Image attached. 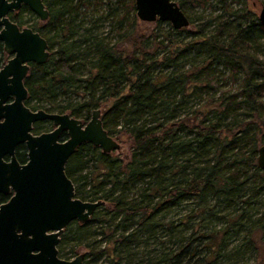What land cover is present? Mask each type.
<instances>
[{
  "label": "trees",
  "instance_id": "obj_1",
  "mask_svg": "<svg viewBox=\"0 0 264 264\" xmlns=\"http://www.w3.org/2000/svg\"><path fill=\"white\" fill-rule=\"evenodd\" d=\"M90 1L103 5L104 13L85 27L84 20L91 19L81 10ZM205 2L177 4L193 14L190 9ZM213 10L221 12L188 15L194 30L163 28L157 21L146 34L136 31L134 0L52 2L53 50L28 83L32 97L85 120L109 103L102 125L116 140L126 136L131 149L120 157L83 143L69 157L66 172L78 185V197L107 204L87 223L71 222L68 243H84L98 233L119 253L116 264H140L132 263L128 249L138 242L136 231H129L137 222L138 233L161 239L160 256L148 264H229L238 258H232L228 244L251 222L244 207H264L257 164V149L264 144V26L258 16L240 14L226 0H215ZM99 20L109 23L116 41L93 33ZM119 43L128 49H118ZM224 71L228 88L219 78ZM189 201L198 222L204 213H232L214 216L223 224L209 234L194 227L186 234L179 226L192 221V212L177 221L165 216ZM95 217L100 229L91 232ZM252 229L264 234V211ZM246 248L254 250L250 240L234 249L236 256Z\"/></svg>",
  "mask_w": 264,
  "mask_h": 264
},
{
  "label": "flooded vegetation",
  "instance_id": "obj_2",
  "mask_svg": "<svg viewBox=\"0 0 264 264\" xmlns=\"http://www.w3.org/2000/svg\"><path fill=\"white\" fill-rule=\"evenodd\" d=\"M41 1L47 11L44 20L25 4L8 12L7 16L20 31L23 28H30L45 39L49 57L44 63L22 62L21 65L16 63L17 66H11L9 70L4 69L16 53H8L4 49V42L0 40V264H56L53 256L59 261H67L82 254L76 253L70 247V243L66 241V234L71 222L84 223L76 220L69 222L59 232L54 243L55 237L51 236L54 231L43 230L27 212L30 195H33L35 190L31 181H28L29 174L25 172V168L31 156L49 152L50 144L31 146V143L27 142L29 137L26 136L37 138L53 132L58 127L50 118L43 117L45 114H67L70 118L80 119L85 124L92 113L91 111L87 120L76 118L67 112L51 109L46 101H38L32 97L28 83L34 74L40 75V68L48 63L53 50L51 36L56 28L51 20L54 0ZM21 66H27L22 77L26 94L19 101L22 95L17 80L22 70ZM34 114L42 117H34ZM66 139V129L60 130L56 143H62ZM68 160L64 171L73 183L75 197L79 198L76 194L78 185L66 172ZM52 247L55 249V255H52ZM84 260L85 257L82 260L83 264Z\"/></svg>",
  "mask_w": 264,
  "mask_h": 264
},
{
  "label": "water",
  "instance_id": "obj_3",
  "mask_svg": "<svg viewBox=\"0 0 264 264\" xmlns=\"http://www.w3.org/2000/svg\"><path fill=\"white\" fill-rule=\"evenodd\" d=\"M21 4L27 5L33 12L44 20L47 11L41 0H0V40L4 42V49L8 53H16L9 60L4 69L22 62L44 63L48 57L47 43L38 33L30 28H23L11 22L8 12L16 10ZM135 14L144 22L167 21L174 29L185 28L189 25L188 16L182 11L174 0H134ZM259 22L264 26V5L258 14ZM17 66V65H16ZM22 70L17 80L21 91L19 101L25 96L26 91L22 85V77L27 66ZM5 70V71H6ZM37 115V116H36ZM101 110H92L90 119L84 124L80 119L70 118L67 114H45L58 127L51 133L37 138H28V143L49 146V152L31 156L25 172L29 174L35 193L30 195L29 210L27 211L43 230H52L51 234L57 241L59 232L71 221L86 223L97 207L104 204L103 200L84 201L75 197L72 181L67 177L64 166L76 148L83 143H90L100 148L104 153L119 150V142L104 129L101 121ZM34 117H42L34 114ZM66 129L67 139L56 143L60 130ZM257 164L264 172V144L257 149ZM264 182V176H263ZM52 255L55 249L52 247ZM84 254H79L73 260L59 261L54 256L56 264H83Z\"/></svg>",
  "mask_w": 264,
  "mask_h": 264
},
{
  "label": "rangeland",
  "instance_id": "obj_4",
  "mask_svg": "<svg viewBox=\"0 0 264 264\" xmlns=\"http://www.w3.org/2000/svg\"><path fill=\"white\" fill-rule=\"evenodd\" d=\"M178 3V0H174ZM205 5L201 6H195L193 10V14H189V12H185V14L192 15V16H201L206 18L208 15H215L221 12V10L216 11L213 10L215 6V0H205ZM227 2L230 3V6H232L234 9L238 10V13L244 14L248 13L252 16H258L259 10L262 5H264V0H226ZM93 1H90L91 6H88L86 10H81V12L86 13V15L91 19L88 21L84 20L83 26L88 27L90 26V22L92 21V18H96L99 15L103 14V5H97L96 3H93ZM191 3L188 2L187 5H190ZM97 13H94L96 12ZM157 21L161 22L159 20H156L154 22H144L141 21L137 18V24H136V31L139 33H146L148 34L153 30V28L157 25ZM238 21H243L242 19H238ZM171 25L167 21H162L161 26L163 28H166L167 25ZM98 28L94 29L93 33L97 35H106L109 36V40L111 39L113 41H116L117 38L115 37V32L111 29V26L107 21L104 20H99V23H97ZM186 30H194V26L192 24H189L187 27H185ZM118 49H128L127 44H118L117 46ZM264 58V56H262ZM187 64H184V68H187ZM84 74H86L85 71H83ZM228 72L224 71L223 75H219L220 81L222 84H225V88H228L230 85V80L226 78ZM226 78V79H225ZM227 82V83H226ZM80 97H77L76 99L73 98V101L79 100ZM59 101V99H57ZM65 103V101H62ZM107 105L109 103L102 105L99 107L101 110V113H103V110L107 108ZM106 106V107H105ZM120 144L119 150L113 151L114 155L124 157L125 155H129V152L131 151L130 149V144L129 141L127 140V137L125 136L124 138H121L117 140ZM91 164V163H90ZM90 164H88L86 171L90 170ZM260 174L262 175V180L264 176V172L261 170ZM140 185H138L139 188ZM130 196V194H128ZM106 204H103L102 207H98V212L102 210H106ZM247 210V215L250 216L251 222L248 223L246 226H244L237 235L233 236L232 238L229 239V244H228V250H230V255L233 256L232 258L238 257L234 261H229L230 263L233 264H264V234L263 230H255L252 229L254 222L257 218L260 217L261 212L264 211V207L261 204H256L255 206H245L244 207ZM225 211V210H224ZM224 211L222 212H216L213 216H209L210 214L204 213L203 218L204 220L198 222L199 216L197 215L198 212L195 209V206L192 201H189L188 204H182L179 206L177 209H173L169 213L166 214L165 218L166 220L168 219H173L175 221L178 220L181 216L184 214H187L189 212H192L193 218L190 223H187L185 225H180L179 227L186 230V234H190V231L192 230V227L196 228V232H200V234H209V229H218L220 226H222V222L219 220H216L214 216H218L220 214H223ZM96 212V211H95ZM225 213H232L231 209L226 210ZM159 218V214L157 215ZM106 219L111 220V215L108 214L106 216ZM98 219L95 217L93 222L88 225L89 226V231H95L98 232V229H100V225L98 226L97 223ZM160 221V218H159ZM163 221V220H161ZM198 222V223H197ZM177 223V222H175ZM98 226V228H96ZM209 227L208 229L206 228ZM224 226V225H223ZM138 223L134 222L130 226L129 231L134 230L137 233V243H132L128 246L129 253H132V263H137L139 262L140 264H148V260L155 261L161 254L162 252V243L161 239L158 238V240L153 236V237H148L147 233L140 234L138 233ZM160 231H158V234ZM230 233H232V229L230 230ZM109 234V231H107L106 235ZM114 237V236H113ZM163 239V238H162ZM251 241V244L254 246L253 248H249L245 250V254L240 257L236 256V252L234 249L238 247L239 245L245 244L248 241ZM163 241V240H162ZM70 247L76 251V253H82L85 256V264H116V261H120V255L119 253H114L113 252V245L112 242L109 238L100 236L98 233H95L94 235L91 236V238L87 242H76V241H70L69 242ZM87 244H89V247H85ZM164 245V243H163ZM169 248H173L174 246L169 244ZM246 247V246H245ZM164 250V249H163ZM203 250V249H202ZM87 262V263H86Z\"/></svg>",
  "mask_w": 264,
  "mask_h": 264
}]
</instances>
